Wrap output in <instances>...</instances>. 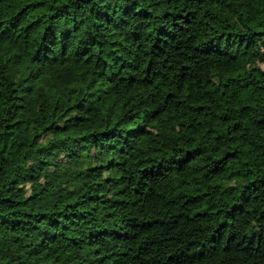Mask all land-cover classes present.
I'll return each mask as SVG.
<instances>
[{
  "label": "trees",
  "instance_id": "16d2710c",
  "mask_svg": "<svg viewBox=\"0 0 264 264\" xmlns=\"http://www.w3.org/2000/svg\"><path fill=\"white\" fill-rule=\"evenodd\" d=\"M0 264H264V0H0Z\"/></svg>",
  "mask_w": 264,
  "mask_h": 264
}]
</instances>
